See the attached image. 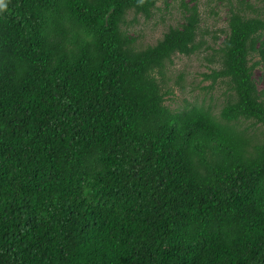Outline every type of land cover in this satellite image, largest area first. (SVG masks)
<instances>
[{
	"label": "trees",
	"instance_id": "obj_1",
	"mask_svg": "<svg viewBox=\"0 0 264 264\" xmlns=\"http://www.w3.org/2000/svg\"><path fill=\"white\" fill-rule=\"evenodd\" d=\"M161 1L0 6V264H264V14L229 4L206 75L224 104L172 109L167 64L206 41L181 0L139 45Z\"/></svg>",
	"mask_w": 264,
	"mask_h": 264
},
{
	"label": "rangeland",
	"instance_id": "obj_2",
	"mask_svg": "<svg viewBox=\"0 0 264 264\" xmlns=\"http://www.w3.org/2000/svg\"><path fill=\"white\" fill-rule=\"evenodd\" d=\"M180 1L169 0V7L161 1L154 17L150 20L137 17L130 28V33L138 38L139 45L145 47L155 44L170 26L182 22ZM231 1L234 0H199L202 12V33L199 39L206 41V44L201 52L192 56L176 55L173 57V62L167 64L163 85L166 90L172 91L166 97V104L172 109L183 108L189 103L205 102L207 105L212 104L213 109L217 111L227 99V86L219 84L211 88L212 81L206 75L215 68L208 57L212 54V47L217 48L225 38L226 34L223 31L228 29L227 18ZM248 1L264 14L263 0ZM133 18L132 15L129 17L130 20ZM255 78L260 80V88H264V68L255 70Z\"/></svg>",
	"mask_w": 264,
	"mask_h": 264
},
{
	"label": "clouds",
	"instance_id": "obj_3",
	"mask_svg": "<svg viewBox=\"0 0 264 264\" xmlns=\"http://www.w3.org/2000/svg\"><path fill=\"white\" fill-rule=\"evenodd\" d=\"M4 0H0V6H3Z\"/></svg>",
	"mask_w": 264,
	"mask_h": 264
}]
</instances>
